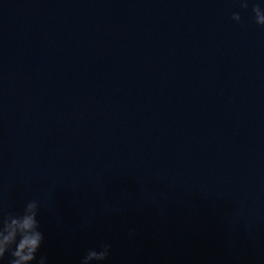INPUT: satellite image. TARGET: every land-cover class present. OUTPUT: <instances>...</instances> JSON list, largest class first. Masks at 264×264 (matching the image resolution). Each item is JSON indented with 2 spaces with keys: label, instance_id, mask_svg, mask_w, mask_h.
Instances as JSON below:
<instances>
[{
  "label": "water",
  "instance_id": "water-1",
  "mask_svg": "<svg viewBox=\"0 0 264 264\" xmlns=\"http://www.w3.org/2000/svg\"><path fill=\"white\" fill-rule=\"evenodd\" d=\"M256 4L0 0V227L38 202L27 264H264Z\"/></svg>",
  "mask_w": 264,
  "mask_h": 264
},
{
  "label": "clouds",
  "instance_id": "clouds-1",
  "mask_svg": "<svg viewBox=\"0 0 264 264\" xmlns=\"http://www.w3.org/2000/svg\"><path fill=\"white\" fill-rule=\"evenodd\" d=\"M247 6V3L243 4V7L247 8ZM260 8L261 6L256 4L253 11L256 22L264 26V17L257 15ZM233 18L237 21L241 19L239 13H234ZM38 208V202L32 200L26 204L22 214H10L3 221V226L0 227V260H3L9 252L12 258L8 264H27L36 260V253L44 239L43 233L39 231ZM109 248L110 245H105L102 251L90 249L83 258L82 264H88L93 259L99 261L106 259ZM38 264H46V257H41Z\"/></svg>",
  "mask_w": 264,
  "mask_h": 264
}]
</instances>
